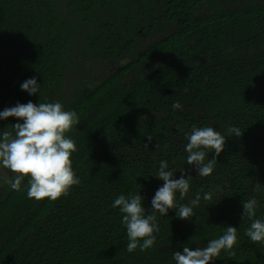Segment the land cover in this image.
I'll return each instance as SVG.
<instances>
[{
  "label": "trees",
  "instance_id": "16d2710c",
  "mask_svg": "<svg viewBox=\"0 0 264 264\" xmlns=\"http://www.w3.org/2000/svg\"><path fill=\"white\" fill-rule=\"evenodd\" d=\"M32 77L34 95L21 89ZM29 101L79 115L66 135L80 184L36 200L28 177L15 191L0 167V264H175V251L206 247L228 226L238 243L211 264H264L242 216L255 197L264 219V192L254 191L264 187V0H0V112ZM22 122L0 119V134ZM193 125L227 137L206 177L187 164ZM232 126L242 135L229 136ZM162 160L174 179L192 176L177 203L199 194V205L190 219L157 212L154 246L128 252L113 201L139 193L150 214Z\"/></svg>",
  "mask_w": 264,
  "mask_h": 264
},
{
  "label": "clouds",
  "instance_id": "9594fccd",
  "mask_svg": "<svg viewBox=\"0 0 264 264\" xmlns=\"http://www.w3.org/2000/svg\"><path fill=\"white\" fill-rule=\"evenodd\" d=\"M21 89L34 95L39 93L40 84L36 77L28 78L21 84ZM174 107L179 105L175 104ZM8 117H16L23 122L13 124L11 131L4 130L0 134V167L15 174L12 178L5 177V182L11 189L20 191L25 177H28L27 195L36 200L49 198L54 201L68 195L73 185L80 184L71 159L78 150L77 145L74 139L66 135L80 124L77 112L65 110L59 101L39 104L29 101L17 102L15 106L0 112V119ZM227 131L229 136L242 135L238 126L229 127ZM186 135L187 164L194 165L199 176L212 174L217 158L224 151L227 137L213 127L196 125ZM148 139L151 140V137ZM210 152H214V155L206 160ZM167 169L168 162L162 160L155 176L164 183L151 200L150 214H146L144 198L139 193L127 197L121 194L113 201L112 207L119 208L124 214L122 224L127 231L128 252H134L137 248L145 251L154 246L155 233L159 232L157 212L166 216L169 209H176L180 219H190L195 215L194 208L200 202L199 194L188 204L177 203V193L183 199L189 191L191 174L182 170L181 177L174 179V173ZM254 191L264 192V187L258 182ZM203 198L209 200L211 196L205 193ZM242 207V216L252 221L245 234L252 242L264 244V219L255 218L258 200L252 197L244 201ZM237 243V227L228 226L219 238L209 240L206 247H184L183 251L173 253V259L175 264H211L222 250L230 251Z\"/></svg>",
  "mask_w": 264,
  "mask_h": 264
},
{
  "label": "flooded vegetation",
  "instance_id": "af4514ba",
  "mask_svg": "<svg viewBox=\"0 0 264 264\" xmlns=\"http://www.w3.org/2000/svg\"><path fill=\"white\" fill-rule=\"evenodd\" d=\"M253 49H254V47H247V48H246V52H248V53H249V52H253Z\"/></svg>",
  "mask_w": 264,
  "mask_h": 264
},
{
  "label": "rangeland",
  "instance_id": "374dc122",
  "mask_svg": "<svg viewBox=\"0 0 264 264\" xmlns=\"http://www.w3.org/2000/svg\"><path fill=\"white\" fill-rule=\"evenodd\" d=\"M105 65H102L101 67H104ZM113 66V65H112ZM114 67V66H113Z\"/></svg>",
  "mask_w": 264,
  "mask_h": 264
}]
</instances>
